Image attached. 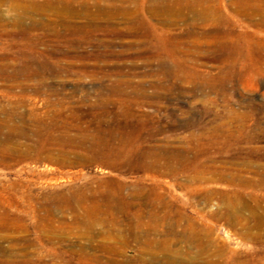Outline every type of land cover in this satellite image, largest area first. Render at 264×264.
<instances>
[{
    "label": "bare ground",
    "instance_id": "6f19581e",
    "mask_svg": "<svg viewBox=\"0 0 264 264\" xmlns=\"http://www.w3.org/2000/svg\"><path fill=\"white\" fill-rule=\"evenodd\" d=\"M6 4L16 14L17 26H13L24 33L8 32L0 25V48L12 47L20 53L16 60L0 58L3 75L13 72L4 76L6 81L47 74V67L22 51L35 49L49 34L63 38L119 32L120 27L111 25L119 18L126 22L124 31L132 35L142 36L145 22L155 19L165 23L160 29L152 25L156 35L179 31V42L187 38L215 42L213 52L220 61L218 73L212 75L191 59L198 51L177 49L166 54L176 66L163 65L164 77L185 75L214 85L202 89L200 120L180 124L184 131L180 135L152 117H133V109L153 104L128 105L129 100L147 102L149 98L146 91H128L132 90L125 85L128 82L119 80L126 77L124 71L80 73L111 85L101 92L99 98H105L98 104H111L112 108L104 112L98 104L91 107L99 116L94 126L64 113L65 106L60 104L48 103L43 110L34 104H0V169L13 172L26 167L18 171L23 177L55 186L62 180L55 169L37 173L40 165L60 169L101 166L135 180L105 182L95 188L80 184L81 178H77L80 185L58 193H36L27 179L0 184V264H33L39 255L30 253V247L46 242L54 248L55 239L47 240L46 233L64 235L70 225L85 230L92 241L106 240L94 247V255L76 254L80 264H212L208 245L215 227L236 229L244 240L264 247V105L237 113L227 93L244 81L264 90V0H237L228 12L224 11L225 0H0V7ZM5 18L0 14V23ZM48 18L62 20L54 23L63 29L49 32L54 27ZM181 22L188 26L187 32H182ZM39 29L47 33L35 35ZM62 61L57 60V66ZM31 93L47 100L58 96L56 90L43 87L32 91L24 87L20 92L21 96ZM122 115L132 117L134 123L120 122ZM110 116L114 121L105 119ZM167 181L172 183L169 188L180 191L177 200L165 192ZM210 207L212 211H208ZM65 211L75 214L74 221L56 228L55 214ZM207 217L212 221L209 226L200 223ZM28 218L34 240L30 239ZM20 229L27 230L25 236L12 237ZM171 242L184 244L189 259L173 257ZM131 244L135 254L128 258L126 248ZM158 250L164 253L162 257L154 253ZM51 253L55 258L62 256L54 250ZM10 255L16 262L8 259Z\"/></svg>",
    "mask_w": 264,
    "mask_h": 264
},
{
    "label": "rangeland",
    "instance_id": "374dc122",
    "mask_svg": "<svg viewBox=\"0 0 264 264\" xmlns=\"http://www.w3.org/2000/svg\"><path fill=\"white\" fill-rule=\"evenodd\" d=\"M225 1L227 9L224 11L228 12L231 10L230 4L235 3L237 0ZM0 14L7 17L5 21H1L0 23L6 31L15 34H19V32L24 34L21 32V28L13 26L14 23L17 26L16 14L11 12V6L9 4L0 7ZM39 19L37 18V20ZM31 21H34V19ZM31 21H26L25 23L29 25ZM61 21L56 18L49 19V22L54 27H49V32L51 31L53 33L54 30L61 31L63 28H59L54 23L59 24ZM46 22L48 20H44V23ZM63 22L84 23L82 20H64ZM188 23L191 24L192 22L189 21ZM125 24L126 22L122 18L114 19L111 25L120 27L119 29H121V31L114 33L100 32L94 35H79L63 38H57L49 34L35 49L23 50L22 55L29 58H36L40 66L48 68V72L44 76H34L29 80L18 79L17 81H6L4 76H7V74L11 75L13 72L8 71L7 74L3 75L5 72L0 69V104H34L41 110L49 106L47 105L48 103L60 104L65 106L64 113L70 116H78L86 125L94 126L98 123L99 116L97 114L98 112L95 113V110L91 107L98 104L99 99L105 98H99V95H101V92L105 93L106 89H111V85L110 83L103 84L102 82L93 81L90 74L81 77L80 73L82 71L93 73H102L101 71L104 73H120L124 71L126 77L119 80L128 82L125 85L132 89L128 91H146L147 98H149L147 102L129 100L128 105L135 106L134 103L136 102H150L153 104L150 107L142 106L133 109V117L136 116L140 120H146L147 117H152L155 122L160 123L167 130L174 131L177 135L184 133L179 128V125L192 120H200L199 110L203 106L201 103L203 97L202 89L214 85L209 84L208 81L203 79L198 80L194 77H186L185 75H180L176 79H169L162 75L160 68L163 65L168 66L169 69L176 66L166 56V54H169V51L171 53L177 49L179 52L182 50L186 53L198 51V56L192 57L191 59L196 61L203 72L205 71L216 75L219 69L218 64L220 58L216 56L218 54L214 53L213 50H217V44L209 40H198V42H194V40L188 38L179 42L177 40L178 35L181 34L179 31L172 32L171 35L166 36L156 35L152 32V25L160 29L164 28L165 23L162 22L160 24L155 19H149L148 22H145V26H143L145 31L143 34H140L142 36L126 33L124 31ZM180 27L183 29L182 32H187V25L183 26L181 22ZM166 29L169 28L167 27ZM198 29L201 30V28ZM33 33L40 36L47 33V31L39 29ZM41 54H44V56ZM2 57H9L10 59L16 60L19 59L20 53L12 47H1L0 58ZM60 59L63 61L60 66H57V60ZM56 71H60L61 74L56 73ZM24 87H27L30 91L38 87H43V90L46 91L49 89L56 90L58 96L50 98L49 100L34 96L32 93L27 96H21L20 92ZM227 93L228 98L231 100V107L237 113L244 114V112L250 111L248 110L252 108L250 106L259 107L264 105V90L255 87L248 81L240 83L235 88H230V92ZM108 95L110 96V94L105 96ZM98 105L100 106L99 109H103L104 112L112 108L111 104L105 107H102L101 104ZM221 111H223V108ZM105 119L114 121L115 118L110 116ZM133 121L134 119L132 117L128 119L122 115L120 118V122L126 123L127 125H132L134 123ZM175 146H178V144H175ZM32 167L30 166V168ZM47 168L55 169L58 178L62 179L59 181L58 186L42 184L37 178L23 177L18 171L26 169V167L17 168L13 172L0 169V184L8 186L27 179L33 182V189L36 193H58L61 190L67 192L68 189L76 185L86 183H89L88 185L92 184L96 188L98 184L105 182L124 181L132 183L135 181L134 177H124L109 168L101 166L60 169L56 166L45 164L40 165L35 171L37 173H47ZM77 178H81L80 184L76 181ZM169 183V181L165 183V192L168 196L172 197V200H177L180 191L174 186L169 188L172 185V183ZM208 211H212V207ZM12 214L17 215L16 212H12ZM55 215L54 226L56 228H59L62 223L68 224L69 226L75 217V214L70 211L57 212ZM211 222V219L208 217L206 220L200 219V223L205 226H209ZM28 223L30 239L34 240L36 236L30 218H28ZM26 231L25 229H20L12 237H23L25 236L23 233ZM213 233L208 245V259L212 264H264V247L260 244L244 240L240 237L239 231L236 229L215 227ZM60 235L61 233L59 232L54 235H50V232L46 233L45 237L47 240L48 237L55 239L54 248L46 242H43V244L35 243V246L30 247V253L36 256L39 255L36 257L37 259L35 258L33 264H80L81 260L76 254L86 253L94 255L96 254L94 247L106 243V240L102 238H96L94 241L90 240L88 238L89 234L85 230H76L71 225L64 235ZM170 244L173 257L189 259L188 249L184 244L178 242H171ZM4 246L9 248L8 243H5ZM53 250L62 254V256L59 258L53 257L51 253ZM154 253L159 257H162L164 254L159 250ZM134 254L135 245L131 244L126 248V255L128 258H131ZM99 256H102V254H99ZM8 259L11 262H16L13 255H10Z\"/></svg>",
    "mask_w": 264,
    "mask_h": 264
}]
</instances>
